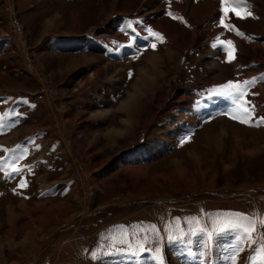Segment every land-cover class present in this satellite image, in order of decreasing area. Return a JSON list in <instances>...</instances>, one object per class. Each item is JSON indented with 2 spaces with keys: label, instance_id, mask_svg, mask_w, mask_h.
I'll use <instances>...</instances> for the list:
<instances>
[{
  "label": "rangeland",
  "instance_id": "1",
  "mask_svg": "<svg viewBox=\"0 0 264 264\" xmlns=\"http://www.w3.org/2000/svg\"><path fill=\"white\" fill-rule=\"evenodd\" d=\"M57 1L0 0V93L34 96L40 111L26 128L62 142L57 171L36 179V189L58 184L54 200L39 190L0 199V264H264V0H228L246 18L225 17L221 0ZM125 16L126 28H157L169 46L125 61L134 54L115 49L113 29ZM218 31L236 68L205 46ZM67 36L110 41L112 55L46 49ZM253 78L251 121L240 123L230 117L243 109L215 93Z\"/></svg>",
  "mask_w": 264,
  "mask_h": 264
},
{
  "label": "crops",
  "instance_id": "2",
  "mask_svg": "<svg viewBox=\"0 0 264 264\" xmlns=\"http://www.w3.org/2000/svg\"><path fill=\"white\" fill-rule=\"evenodd\" d=\"M135 17L136 16L131 17L134 19L133 21L134 24H135ZM129 20L130 17L125 16L122 17L120 20L115 21L114 23L116 24L113 23V29L115 32L117 31L116 37L118 38L117 40L118 43L115 45V49L121 48L120 51L122 50L125 52L129 51L130 55L134 54L133 57L130 56L129 58H126V56L128 55H124L125 61L127 59L131 60L132 58H135L139 55H144L148 53L150 54V52H154V53L157 52L152 50L153 48L151 47V45L153 43L156 44V47L160 45V48H165V49L167 48L166 46H169L168 45V43L170 42L169 38L166 36L164 32L156 28V32L163 37V42H160L155 37L150 36L148 31L146 32L143 31L144 29L142 26L143 23H141L138 29L137 27L132 28L134 29L133 31L126 28V25L128 26V24H131ZM188 21L189 19H187L186 17L185 22L184 20H179L178 18L176 19L175 22L180 23L186 28H191V26H189L190 21L189 22ZM235 27L237 29H240L236 25ZM18 30L20 31L19 25L17 26V31ZM228 31L226 32L228 33ZM240 31L244 32L245 30L243 31L240 29ZM222 34L223 31L215 32L214 37L215 35H217L216 41L213 42L214 37L210 36L212 41H210V43L207 42L205 46L210 48L211 51L209 52V54L214 52L213 57H215V55L220 58L223 57L225 58L226 62H229L228 54H227L228 46L226 44L221 45L220 42L218 41L220 40L218 38H222ZM67 37L56 38L50 40V42H46L47 45L46 49H48V51L51 53H55V54L58 53L64 55H68V54L80 55L91 52L93 54L99 53L100 55H102L103 59H108L112 55L111 51H113L114 44L110 41L108 42L107 40L104 39H99L96 37L94 38L93 36H85L84 39H80V40L69 37L67 38ZM229 39L230 37L227 36V38L225 37L224 41L226 42ZM213 44H216L217 46L213 47ZM135 45L141 48L138 53H132ZM7 47L8 45H6V48ZM143 47L144 50L142 49ZM1 48H0V59L2 58L1 55L3 53V47ZM194 51L195 50L192 48L189 51V56L193 55ZM234 55H236V53H234ZM115 57L113 55L111 59L115 60L116 62ZM167 62H169V59L167 60ZM229 64L232 67H234L235 65V68L238 66V64L234 60L231 61ZM154 78L156 82L158 79L159 81H162L163 79H165V74L156 73ZM39 111H40V102H38V100H36L32 95L26 96V95H20L18 93L13 94L12 92L9 91L5 93H0V178L3 177L1 178L2 180L0 179V182L2 181L0 183L1 203L10 201L9 199H7L9 198L8 197L9 195L12 198L13 197L21 198L22 200H24V202L32 201L34 198V193L37 190H39L40 193L47 194L43 196V199H50V201L55 199L54 198L55 194L53 196L51 194L57 192L56 186L58 184L54 183L36 189L37 187L36 179L38 176H40V174L43 171L49 172L45 175H51L52 173L57 171L56 159H58L59 155H61L60 149L62 148V142L57 138H52V139L50 138L47 142H44L45 141L44 139L47 137L48 133L45 129H42L40 125L37 127L26 128V122L30 119L31 115ZM25 129L27 131L26 132L27 134L19 138V135ZM118 137L120 136L118 135ZM13 168H19L20 171L14 172ZM5 173H9L10 175H8L6 178ZM21 181H25L27 186L23 188L19 187ZM63 191L66 193V195H68V184L64 186ZM52 208L53 207L49 209ZM17 217H12V218L9 217V218L13 219L14 222ZM13 222L12 220H10L9 225L11 227L13 226Z\"/></svg>",
  "mask_w": 264,
  "mask_h": 264
},
{
  "label": "snow or ice",
  "instance_id": "3",
  "mask_svg": "<svg viewBox=\"0 0 264 264\" xmlns=\"http://www.w3.org/2000/svg\"><path fill=\"white\" fill-rule=\"evenodd\" d=\"M221 4L224 6L222 8V11L224 12L225 17H227V14L229 11L233 12L239 18H246V17L252 15L251 12H241L239 10V8L234 7V6H229L228 0H221ZM168 15L172 16L173 19H177V17L171 12H168ZM220 22H221V25L224 26L227 30L235 31L238 36H243V33L239 29H237L234 25L226 24L224 22V19H221ZM148 33L150 36L155 37L160 42H163V37L159 33L153 32L151 29H148ZM220 44L221 45L226 44L228 46V53L227 54H228L229 62L231 60L235 59V55H234L235 48H234L233 42L231 40L226 41V42L220 41ZM216 46H217L216 44H213V47H216ZM151 47L153 49H155L156 44L153 43L151 45ZM130 76H131V73H130ZM250 83H255V78H253L252 81H244L243 85H241V83H239V82L229 81L225 85L221 86V89H222L221 91H218L215 93L217 95L233 98L232 99L233 104L236 105L238 109L239 108L243 109L242 113L240 115H231V117H230L232 119L239 120L240 123H250V121H251V110L247 107L248 102L246 100H243V97L246 96L245 89L247 88V86ZM260 124H264V118H260V120L256 122L255 126H259ZM13 171L19 172L20 169L19 168H13ZM8 175H10V174L5 173L6 178ZM26 186L27 185H26L25 181H21V183L19 184V187H21V188L26 187ZM255 231H256L255 224H252L249 227H246L244 229L245 234L248 235L249 238L251 237V234ZM241 251H242V249H241ZM231 260H232V264H236V256L235 255L231 257ZM161 264H163L162 261H161Z\"/></svg>",
  "mask_w": 264,
  "mask_h": 264
},
{
  "label": "bare ground",
  "instance_id": "4",
  "mask_svg": "<svg viewBox=\"0 0 264 264\" xmlns=\"http://www.w3.org/2000/svg\"><path fill=\"white\" fill-rule=\"evenodd\" d=\"M75 14V13H74ZM73 19H75L76 20V16L75 15H73ZM63 21V19H57L56 21L58 22H61V21ZM59 26L61 25V24H58ZM46 94H47V92H46ZM139 100V99H138ZM137 101V100H136ZM136 101H133L132 102V99H130L127 103H125L124 104V107L126 108V110H127V114H129V115H131V113L132 112H134L135 111V106H136ZM11 137V136H10Z\"/></svg>",
  "mask_w": 264,
  "mask_h": 264
}]
</instances>
